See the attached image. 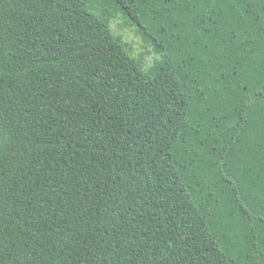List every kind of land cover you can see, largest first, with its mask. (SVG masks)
<instances>
[{
	"label": "trees",
	"instance_id": "obj_1",
	"mask_svg": "<svg viewBox=\"0 0 264 264\" xmlns=\"http://www.w3.org/2000/svg\"><path fill=\"white\" fill-rule=\"evenodd\" d=\"M0 264H264V0H0Z\"/></svg>",
	"mask_w": 264,
	"mask_h": 264
},
{
	"label": "rangeland",
	"instance_id": "obj_2",
	"mask_svg": "<svg viewBox=\"0 0 264 264\" xmlns=\"http://www.w3.org/2000/svg\"><path fill=\"white\" fill-rule=\"evenodd\" d=\"M123 20L117 18L111 21V29L116 35H121L123 41L130 45L133 56L144 55L146 66H150L154 60L158 59V55L153 52L150 47H145L138 36L131 29L122 28Z\"/></svg>",
	"mask_w": 264,
	"mask_h": 264
}]
</instances>
